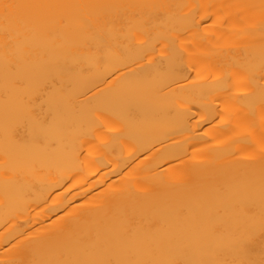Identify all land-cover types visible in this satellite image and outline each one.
Listing matches in <instances>:
<instances>
[{"label": "bare ground", "instance_id": "1", "mask_svg": "<svg viewBox=\"0 0 264 264\" xmlns=\"http://www.w3.org/2000/svg\"><path fill=\"white\" fill-rule=\"evenodd\" d=\"M0 264H264V0H0Z\"/></svg>", "mask_w": 264, "mask_h": 264}]
</instances>
